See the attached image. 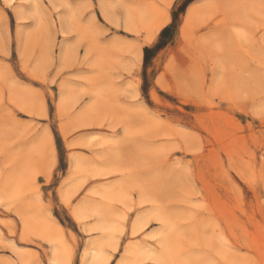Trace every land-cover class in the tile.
I'll use <instances>...</instances> for the list:
<instances>
[{"label":"rangeland","instance_id":"obj_1","mask_svg":"<svg viewBox=\"0 0 264 264\" xmlns=\"http://www.w3.org/2000/svg\"><path fill=\"white\" fill-rule=\"evenodd\" d=\"M34 1L0 0V264H264V0Z\"/></svg>","mask_w":264,"mask_h":264},{"label":"bare ground","instance_id":"obj_2","mask_svg":"<svg viewBox=\"0 0 264 264\" xmlns=\"http://www.w3.org/2000/svg\"><path fill=\"white\" fill-rule=\"evenodd\" d=\"M34 1V0H33ZM35 3V1H34ZM17 11V10H16ZM31 13V12H30ZM23 14V13H22ZM20 15V14H19ZM19 17V16H18ZM22 18V17H21ZM69 23V22H68ZM103 225V224H102ZM104 228V227H103ZM104 230V229H103ZM92 255V254H91ZM152 260H156L155 256L154 257H151Z\"/></svg>","mask_w":264,"mask_h":264}]
</instances>
